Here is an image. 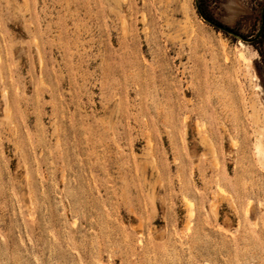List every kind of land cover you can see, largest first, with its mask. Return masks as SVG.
<instances>
[{"label":"rangeland","instance_id":"374dc122","mask_svg":"<svg viewBox=\"0 0 264 264\" xmlns=\"http://www.w3.org/2000/svg\"><path fill=\"white\" fill-rule=\"evenodd\" d=\"M259 126L264 0H0V264H264Z\"/></svg>","mask_w":264,"mask_h":264},{"label":"bare ground","instance_id":"6f19581e","mask_svg":"<svg viewBox=\"0 0 264 264\" xmlns=\"http://www.w3.org/2000/svg\"><path fill=\"white\" fill-rule=\"evenodd\" d=\"M238 58L243 59V53L242 52H238ZM263 127L259 126V130H258V138L257 141L255 143V151L256 154L259 158V160L261 161V163L264 165V138H263V134L261 132V129Z\"/></svg>","mask_w":264,"mask_h":264}]
</instances>
